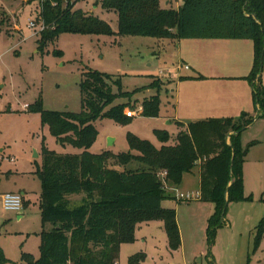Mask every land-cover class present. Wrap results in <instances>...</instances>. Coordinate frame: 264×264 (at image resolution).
Listing matches in <instances>:
<instances>
[{
    "label": "trees",
    "instance_id": "1",
    "mask_svg": "<svg viewBox=\"0 0 264 264\" xmlns=\"http://www.w3.org/2000/svg\"><path fill=\"white\" fill-rule=\"evenodd\" d=\"M65 1L39 0L37 20L44 26L38 33L39 52L61 34L114 35L107 23L73 11V0ZM98 3L101 9L116 13L118 36L252 41L253 63L245 79L252 86L255 110L264 109V0H182L177 9L162 7L161 0ZM157 83L151 86L159 88L162 83ZM113 87H119V80L90 70L80 82L79 114L45 110L40 100L30 108L60 146L69 145L78 152L58 154L42 146V164L34 173L41 187L39 257L22 253L21 264H116L120 246L134 242L137 228L152 221L162 223L170 249L177 250L181 240L176 210L163 205L169 200L181 203L170 191L179 188L183 176L198 165V200L215 207L208 220L207 243L213 242L216 228L223 224L228 203L245 199L247 149L239 138L254 122L253 116L242 113L238 118L190 122L172 145L167 144V134L157 132L159 149L128 133L127 152L93 154L90 149L98 136L95 122L103 118L120 125L131 122L125 105H113L117 98ZM157 113L155 97L143 102L141 116L156 117ZM131 164L136 167L129 168ZM73 197L80 198L73 201ZM263 231L260 224L258 238ZM134 261L131 258L129 264ZM4 263L1 256L0 264Z\"/></svg>",
    "mask_w": 264,
    "mask_h": 264
},
{
    "label": "rangeland",
    "instance_id": "2",
    "mask_svg": "<svg viewBox=\"0 0 264 264\" xmlns=\"http://www.w3.org/2000/svg\"><path fill=\"white\" fill-rule=\"evenodd\" d=\"M165 1L160 3L164 8L176 9L182 4V0H171L165 6ZM72 10L99 18L114 35L61 34L39 52V0H0V195L5 191L26 192L18 212L5 211L0 196V260L2 256L4 264H21L22 253L39 257L41 187L34 173L42 164V146L58 154L78 152L69 145L60 146L48 128L41 125L39 114L30 110L38 100L45 110L79 114L83 73L91 70L110 75L119 80V87H113L117 95L113 105H125L124 113L131 122L120 125L108 118L95 122L98 136L90 152L125 153L129 150L128 133L159 149L162 144L157 132L167 134L168 144H172L186 129V125L172 121L178 107L176 97L179 94V111L187 112L185 99L195 83L179 78L197 74L198 66L191 62H201L203 55L209 53L214 61H219L214 59L217 49L206 45L193 48L192 42L240 41L118 36L116 13L101 9L98 0H73ZM30 20L35 24L33 29L29 27ZM247 42L251 46V41ZM179 44L182 57L175 56ZM180 59L191 70L184 69ZM153 82L162 84L155 88L151 86ZM261 82L264 88V62ZM154 97L158 101L157 116H141L143 102ZM247 111L256 121L239 138L241 146L247 149L243 163L245 199L228 203L213 242L206 241L208 220L215 209L212 203L196 198L180 204L169 200L163 206L176 209L179 248L170 249L162 223L152 221L137 229L134 242L120 246L116 264H129L131 258H135L134 264H264V231L257 237L259 225L264 228V109L257 111L250 104ZM109 138L113 140L112 146H108ZM251 143L254 145L250 146ZM135 167L136 164L129 166ZM199 167L195 168L200 170ZM193 183L195 193L197 186ZM175 190L170 192L177 198ZM196 195L199 197V192Z\"/></svg>",
    "mask_w": 264,
    "mask_h": 264
},
{
    "label": "crops",
    "instance_id": "3",
    "mask_svg": "<svg viewBox=\"0 0 264 264\" xmlns=\"http://www.w3.org/2000/svg\"><path fill=\"white\" fill-rule=\"evenodd\" d=\"M170 3L171 0H166L164 5L167 6ZM178 7L179 5L177 8ZM247 41L248 40H240L238 42L233 41L234 43L232 42L230 44H221L224 42H192L194 43L191 44L193 48L206 45L210 48L217 49L218 53H214V59H218L219 61H214L212 55L209 53L203 55L200 58L201 62H191L192 65L196 64L198 66L197 74L180 77L183 80L189 81L188 83L192 81L195 85L191 86L192 90L188 93L185 99V104H187V107L189 108L187 112H184V110L182 112L179 111V94L176 97L178 107L176 108L175 117L172 120L174 123L186 125V123L182 122L183 120L190 123L210 118H238L242 113H248L251 115L247 110L249 105L253 104L252 86L245 77L249 74L253 63V44L251 41V46H248L249 44ZM224 50L233 51L232 55L220 53ZM175 56L182 57L180 44L178 53L175 54ZM180 60L189 70H191L192 67L188 65V63H184L182 59ZM248 60L250 62L249 64ZM179 85L180 83H177L176 86L178 93ZM255 121L256 120L254 119V122ZM194 181L197 186L195 193L192 191ZM199 186L200 170L195 168L191 173L183 176L180 187L175 191L177 194H196L199 192ZM5 192H17L21 194L22 197L26 193L22 190ZM140 228L141 225L137 229Z\"/></svg>",
    "mask_w": 264,
    "mask_h": 264
},
{
    "label": "built area",
    "instance_id": "4",
    "mask_svg": "<svg viewBox=\"0 0 264 264\" xmlns=\"http://www.w3.org/2000/svg\"><path fill=\"white\" fill-rule=\"evenodd\" d=\"M29 27L32 29L35 27L33 20L29 21ZM43 29H44V26L41 23V25L38 27V33L42 31ZM184 69H188V67L185 66ZM139 110L141 111V107H139ZM193 198L198 199L199 197L196 194L193 195L190 193L177 194V199L183 202H188L190 199H193ZM1 202H2V207L5 211L18 212L21 210L23 206V197L19 193L5 192L1 195Z\"/></svg>",
    "mask_w": 264,
    "mask_h": 264
},
{
    "label": "water",
    "instance_id": "5",
    "mask_svg": "<svg viewBox=\"0 0 264 264\" xmlns=\"http://www.w3.org/2000/svg\"><path fill=\"white\" fill-rule=\"evenodd\" d=\"M113 140L111 138L108 139V146H112Z\"/></svg>",
    "mask_w": 264,
    "mask_h": 264
}]
</instances>
